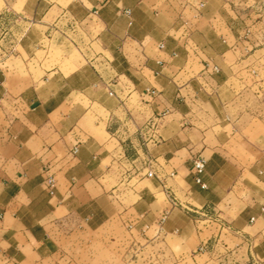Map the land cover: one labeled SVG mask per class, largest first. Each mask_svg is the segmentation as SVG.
I'll list each match as a JSON object with an SVG mask.
<instances>
[{
	"label": "crops",
	"instance_id": "obj_1",
	"mask_svg": "<svg viewBox=\"0 0 264 264\" xmlns=\"http://www.w3.org/2000/svg\"><path fill=\"white\" fill-rule=\"evenodd\" d=\"M206 5L0 0L24 30L17 53L0 50V264H264V128L255 139L231 104L199 99V32L216 27ZM64 20L72 56L27 53L23 25L52 33ZM95 44L101 54L85 51ZM111 45L136 62L114 82L91 69L115 60Z\"/></svg>",
	"mask_w": 264,
	"mask_h": 264
},
{
	"label": "rangeland",
	"instance_id": "obj_2",
	"mask_svg": "<svg viewBox=\"0 0 264 264\" xmlns=\"http://www.w3.org/2000/svg\"><path fill=\"white\" fill-rule=\"evenodd\" d=\"M204 4H207L204 7V17L214 19L216 27H213L210 32L203 27L202 32H199L198 40L202 44L203 54L199 64L203 67V72H206L200 81V86L206 90L202 91L199 99L203 102L231 104L225 110V114L230 117H244L240 127L243 126L245 129L246 123L250 120V133L256 139L264 128V0H204ZM23 27L27 29L25 36L27 39L24 43L27 53H34L37 48L42 51L40 54L44 52L45 55L50 54L48 59L52 58L53 64H56L57 60L59 62L57 65L64 62L68 56H72L74 50L67 41L70 29L68 21H62L52 33L29 24ZM23 33L24 30L22 26L19 29L14 15L8 13L5 16L0 15V42L6 37L3 40L4 46L0 45L3 53L6 55L17 53L18 39ZM215 38H219L221 45L216 44L215 41L212 45H205L206 40ZM42 39L45 40L44 45L36 46ZM108 47L116 55L115 60L110 57H107L105 61L93 60L91 69L94 72L102 70L107 80L113 82L118 80V77H114L113 71H127L131 75L129 71L131 64L136 62L129 60L130 56L127 54L128 59H125L121 51H116L115 46ZM85 51L96 55L102 52V47L97 44L89 45L88 50ZM50 64L47 62L44 68L52 67ZM28 69L36 73L35 64L32 63ZM93 71L86 75L85 82H95ZM128 78L131 77L128 76ZM67 81H60V87L66 83L69 84ZM29 82L28 80L27 84ZM72 83L73 80H71ZM211 91L214 97L209 99L206 95H210ZM2 115L4 110L0 107V117Z\"/></svg>",
	"mask_w": 264,
	"mask_h": 264
},
{
	"label": "built area",
	"instance_id": "obj_3",
	"mask_svg": "<svg viewBox=\"0 0 264 264\" xmlns=\"http://www.w3.org/2000/svg\"><path fill=\"white\" fill-rule=\"evenodd\" d=\"M200 6H203V4H201ZM164 45H160V49H163ZM215 71L218 72L217 68H215ZM78 153V148L74 147L71 151L72 155H76ZM146 163V177L148 178H153L155 176V172H154V166L151 163V161H145ZM206 164H207V160L205 158H197L194 161V169H195V174H196V182L198 184H201L204 187V184L202 183L201 180V176L203 175L205 168H206ZM50 169H46V173H49ZM45 184L47 187V190L49 192V194L51 196H53L56 192V186H57V181L54 175H50L48 174V176L45 178ZM164 220V218L161 219V221L159 222L161 224V222ZM221 224H223L221 222ZM200 251H203V249H201Z\"/></svg>",
	"mask_w": 264,
	"mask_h": 264
}]
</instances>
